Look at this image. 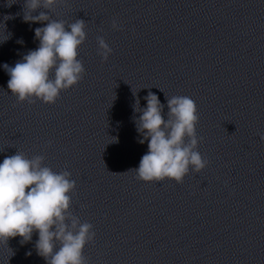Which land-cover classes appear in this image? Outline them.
<instances>
[{"label": "clouds", "instance_id": "9594fccd", "mask_svg": "<svg viewBox=\"0 0 264 264\" xmlns=\"http://www.w3.org/2000/svg\"><path fill=\"white\" fill-rule=\"evenodd\" d=\"M64 2L24 0V22L45 26L34 29L39 41L35 50H29L14 66L3 65L10 77L7 88L17 103L39 100L54 104L62 91L77 85L85 75L83 61L78 59V49L87 38L85 21L76 19L69 24L52 19L47 11L33 15L41 8L54 11ZM111 27L121 30L115 19ZM97 43L98 55L106 62L112 48L103 37H97ZM165 98L167 118L165 106L155 93L149 91L144 97V108L140 107L139 98L135 100L133 110L141 115L133 120L143 137L139 143L147 141L148 152L139 167L129 171H134L140 181L160 182L167 178L179 184L190 168L199 173L209 161L197 150L203 138L197 136L199 116L195 101L188 96ZM260 139L264 141V135ZM43 161V156L29 159L17 151L0 163V243L8 245L9 239L20 237L23 245L31 242L35 233V250L46 264H87L84 248L94 240L95 232L91 223H82L70 210L76 182L69 171L54 172L43 166Z\"/></svg>", "mask_w": 264, "mask_h": 264}]
</instances>
